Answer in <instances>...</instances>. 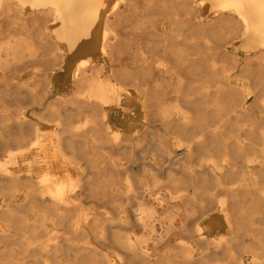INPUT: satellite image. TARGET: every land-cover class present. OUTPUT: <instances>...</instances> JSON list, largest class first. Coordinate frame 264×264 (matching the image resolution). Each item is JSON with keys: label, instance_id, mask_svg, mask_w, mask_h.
I'll return each instance as SVG.
<instances>
[{"label": "bare ground", "instance_id": "bare-ground-1", "mask_svg": "<svg viewBox=\"0 0 264 264\" xmlns=\"http://www.w3.org/2000/svg\"><path fill=\"white\" fill-rule=\"evenodd\" d=\"M0 264H264V0H0Z\"/></svg>", "mask_w": 264, "mask_h": 264}, {"label": "rangeland", "instance_id": "rangeland-1", "mask_svg": "<svg viewBox=\"0 0 264 264\" xmlns=\"http://www.w3.org/2000/svg\"><path fill=\"white\" fill-rule=\"evenodd\" d=\"M2 129H3V128H0V134H4ZM0 147H1V145H0ZM262 209L264 210V204H263Z\"/></svg>", "mask_w": 264, "mask_h": 264}]
</instances>
